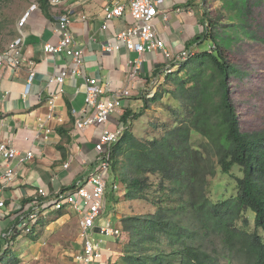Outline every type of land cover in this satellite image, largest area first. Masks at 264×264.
<instances>
[{
    "label": "trees",
    "instance_id": "trees-1",
    "mask_svg": "<svg viewBox=\"0 0 264 264\" xmlns=\"http://www.w3.org/2000/svg\"><path fill=\"white\" fill-rule=\"evenodd\" d=\"M220 1L231 23L208 21L204 13L209 26L204 23L205 30L186 45L194 56L165 78L161 92L144 94L142 108L122 115L126 129L113 149L107 195H116L112 185L121 183L126 201L155 210L120 218L130 240L115 264H221L222 259L264 264V132L241 130L230 84L240 72L228 56L240 34L264 45L251 14V6L264 0ZM38 3L42 10L50 8L49 0ZM207 41V49L196 52ZM164 95L172 120L163 124L165 134L138 138L132 121L160 105ZM218 172L235 185H220L226 194L215 202L208 187Z\"/></svg>",
    "mask_w": 264,
    "mask_h": 264
},
{
    "label": "crops",
    "instance_id": "crops-1",
    "mask_svg": "<svg viewBox=\"0 0 264 264\" xmlns=\"http://www.w3.org/2000/svg\"><path fill=\"white\" fill-rule=\"evenodd\" d=\"M128 3L129 0H63L60 8L50 6L46 10L38 5L23 29L26 66L20 69H0L1 137L22 153L32 149L35 155L30 163H13L17 171V182L4 192L7 201L0 217V240L4 243L0 244V264L5 263L2 256L5 254L7 239L3 235L19 223L22 205L33 200L39 188H45L49 195H54L73 187L93 169L91 161L96 157L94 141L99 135V129H74V116L85 106L86 79L97 77L101 84L111 89L131 87L132 97L124 100V107L118 109L117 115L109 122L108 127L113 130L126 109L141 107L142 94L153 89L152 85L155 84L152 83H156L155 73L162 70L168 62L160 52L147 54L143 58L142 74L138 79L131 80L133 67L129 65V61L137 59V54L128 53L124 49L112 54L103 52V43L107 40L116 43L117 33L132 24L131 15L126 10L124 17L109 21L107 29L103 30L104 8L114 4L127 7ZM198 4L200 3L192 0H164L160 6L155 26L167 48L175 55L205 30L203 13ZM29 9L30 6L22 11L19 20ZM60 13L71 17V31L79 48L84 51L82 75L68 76L62 85L50 83V79L71 69L72 60L64 54L53 56L44 52L45 44L58 41L56 20ZM15 27L17 34V25ZM30 69L34 73V79L27 92L32 72ZM162 83H158L154 90L163 86ZM26 93L28 96H24ZM53 94L57 97L55 115L62 121L48 122L46 126L51 129V134L48 139H44L45 131L39 132L38 120L46 117L49 111L47 102ZM37 135L42 137L37 138ZM68 212H46L38 220V228L33 235L18 237L20 240H28V253L32 263L39 260L35 257L41 255V249L46 252L52 248L61 249L55 240L60 242L61 239L68 238L70 224H75L74 228L78 232L79 217L74 221ZM115 223L121 224L119 221ZM94 239L103 240L104 254L98 264H115L123 256L125 242H115L100 235H96Z\"/></svg>",
    "mask_w": 264,
    "mask_h": 264
},
{
    "label": "built area",
    "instance_id": "built-area-1",
    "mask_svg": "<svg viewBox=\"0 0 264 264\" xmlns=\"http://www.w3.org/2000/svg\"><path fill=\"white\" fill-rule=\"evenodd\" d=\"M63 0H49L52 7H59ZM164 0H129L126 6L122 4L107 5L104 8L105 24L102 29L106 30L109 21L125 16L126 10L129 11L132 24L117 33V42L106 41L102 45L105 53L112 54L124 49L128 53L137 54V59L129 61L132 71L130 79L136 80L142 74L143 58L145 55L155 52L163 54L166 62L165 67L155 77L156 83H152V90L157 87L169 74L179 70L182 64L189 61L194 56V51L184 47L182 51L175 55L167 48L166 42L162 39L155 26V19L160 14V6ZM38 4L30 7L29 11L18 21L17 36L7 47H0V69L9 67L20 69L26 66L27 60L24 59L25 34L24 27L31 13L38 9ZM180 12V10H178ZM56 33L58 41L44 45V52L50 55H61L72 60L71 69L64 70L60 75L52 77L50 83L64 84L68 76L82 75V65L84 51L79 48L71 31L72 20L68 14L58 15ZM31 65V62H28ZM27 65V66H29ZM31 70V69H30ZM32 71V70H31ZM34 79L33 71L30 73L26 90L29 92ZM157 84V85H156ZM85 106L75 114L74 129L83 131L90 127L99 129V135L94 141L95 159L91 161L93 167L90 174L79 180L73 187L49 195L45 188H39L36 195L27 205H22L19 213V223L4 233L7 239L4 252L11 247V241L15 236H28L35 233V228L39 221L48 211L61 212L69 210L79 216L78 236L81 242V249L73 254L76 264H98L103 258V240L96 241V235L105 239H113L115 242L123 243L129 240L128 233H125L112 219H101L106 210L107 190L109 187L112 166V153L115 145L121 139L126 125L119 117L117 127L110 129L109 122L118 109L124 107V100L132 97L131 87L111 89L101 84L97 77L86 79ZM154 94V93H152ZM144 95V93L142 94ZM24 96H28L26 93ZM57 97L53 94L48 99V113L46 117L38 120L39 132L45 131L44 139H48L51 129L46 124L52 120H58L55 115ZM2 127L0 126V217L1 210L6 207V189L13 187L17 182V171L14 162L21 165L30 163L35 155L32 149L22 153L16 149L9 141L1 137ZM42 137L37 135V138ZM65 167H68L66 165ZM123 186L121 183H114L112 190L122 196ZM18 264H33L31 261Z\"/></svg>",
    "mask_w": 264,
    "mask_h": 264
},
{
    "label": "rangeland",
    "instance_id": "rangeland-1",
    "mask_svg": "<svg viewBox=\"0 0 264 264\" xmlns=\"http://www.w3.org/2000/svg\"><path fill=\"white\" fill-rule=\"evenodd\" d=\"M201 12L206 13V19L208 21L215 20L219 25L230 24L226 19V13L222 9V3L220 0H198L197 1ZM253 2V1H251ZM38 0H0V47H7L15 38L17 22L22 15V11L27 7H31L37 4ZM197 5V4H196ZM251 14L255 20L254 26L257 28V38L264 37V2L254 4L251 6ZM204 18V17H203ZM206 21V26H209V22ZM217 23V24H218ZM242 40L234 43L232 51L228 52L229 60L234 64L240 75L233 76L231 78V91L232 98L239 115V122L241 130L246 133L264 132V45L262 41L252 39L250 36L240 34ZM209 42H205L201 46L196 48V52H203L207 49ZM164 84V82L162 83ZM170 88L169 86H164ZM174 88V87H173ZM162 91V86L151 92L154 97L156 92ZM154 93V94H152ZM146 98L150 95L149 91L144 93ZM164 99L160 105L152 104L149 110L142 112V115L138 120L132 121V131L140 139L146 138H160L164 135L163 124H171L172 120L169 114L165 113L167 109L164 106L166 103ZM134 102L136 100H133ZM135 104V103H134ZM141 107L134 108L135 111L143 107L144 102L140 104ZM175 105V104H174ZM201 138L197 137L193 144H200ZM118 174V173H117ZM120 177L119 175H117ZM115 177L112 175L111 182ZM235 185V180L229 176H224L218 172L214 178L209 179L208 195L213 201H218L220 197L226 194L222 189V186H228L229 184ZM234 189L228 193V196L236 193ZM120 197V198H119ZM119 198V199H118ZM117 201L115 202V200ZM155 207L143 202L126 201L124 195L111 193L107 195L106 210L101 219H112L116 222H121L122 219L132 215H143L150 212H154ZM69 211V210H68ZM68 215L72 220L77 221V213L69 211ZM78 224V223H77ZM79 225V224H78ZM122 224H118V226ZM75 224L68 226V238L61 239L58 243L61 249L52 248L49 252L41 249V255L35 258L39 260L35 264H74L73 254L81 249V242L79 240L78 233L74 228ZM38 226L35 228L37 230ZM79 230V226H78ZM129 237V236H128ZM22 238V237H21ZM14 237L11 241V248L5 256V263L11 261L14 257L20 259V261H31V256L28 253L29 242L27 239ZM20 240V241H19ZM130 240V239H129ZM0 244L4 243L0 240ZM13 264V260L11 261ZM221 264H240L237 261H229L228 259H222Z\"/></svg>",
    "mask_w": 264,
    "mask_h": 264
},
{
    "label": "clouds",
    "instance_id": "clouds-1",
    "mask_svg": "<svg viewBox=\"0 0 264 264\" xmlns=\"http://www.w3.org/2000/svg\"><path fill=\"white\" fill-rule=\"evenodd\" d=\"M39 5V4H38ZM40 6V5H39ZM51 6V5H50ZM40 8V7H39ZM19 21V20H18ZM16 36H17V34H16ZM15 36V37H16ZM117 194V193H116ZM119 195V194H118ZM124 195V194H123ZM120 227V226H119ZM121 228V227H120ZM122 229V228H121ZM123 230V229H122ZM124 231V230H123ZM125 232V231H124ZM125 233H127V232H125ZM129 235V234H128ZM28 236H30V235H28ZM17 237H22V236H17ZM24 237H26V236H24ZM14 239V238H13ZM129 239H130V235H129ZM13 241V240H12ZM129 242V240H127V241H125V243H128ZM124 243V242H123ZM11 248V247H10ZM10 250V249H9ZM9 250H7V251H5V254H3V256H2V258L4 259L5 258V256H6V254H7V252L9 251ZM14 258H17V257H14ZM13 258V259H14ZM21 262H23V261H19L18 263H21ZM8 263H11V261H9ZM17 263V264H18ZM34 264V263H33Z\"/></svg>",
    "mask_w": 264,
    "mask_h": 264
}]
</instances>
